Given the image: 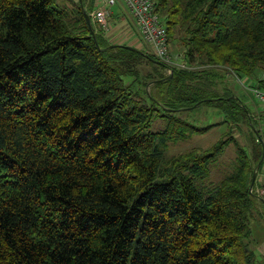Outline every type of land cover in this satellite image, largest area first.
<instances>
[{
    "label": "trees",
    "instance_id": "trees-1",
    "mask_svg": "<svg viewBox=\"0 0 264 264\" xmlns=\"http://www.w3.org/2000/svg\"><path fill=\"white\" fill-rule=\"evenodd\" d=\"M155 3L185 68L93 24L96 42L80 0H0V264H264L250 193L263 146L256 159L237 144L218 180L232 142L168 155L246 119L222 71L264 86V0ZM201 106L224 120L183 118Z\"/></svg>",
    "mask_w": 264,
    "mask_h": 264
},
{
    "label": "rangeland",
    "instance_id": "rangeland-1",
    "mask_svg": "<svg viewBox=\"0 0 264 264\" xmlns=\"http://www.w3.org/2000/svg\"><path fill=\"white\" fill-rule=\"evenodd\" d=\"M71 0H68V2ZM119 7L122 11H126L122 5H117L112 9V16L114 18L118 17ZM126 20H119L116 19L114 22L116 26L114 28L119 29L120 31L124 30V34H120L117 32L110 31L109 34L105 33L103 29L99 26L95 27L99 30H102L105 34L106 38L110 43L116 44H125L129 46L137 47L143 51L150 53V48L145 40L140 35L138 29L134 21L130 19L129 16L124 15ZM113 28V29H114ZM122 28V29H120ZM173 45V43L171 42ZM178 46V45H177ZM177 46L174 47V52L176 50L177 53L181 52V49ZM173 56V50H171ZM174 57V56H173ZM173 67V66H172ZM175 67V66H174ZM141 71L144 72H151V68L144 66L140 67ZM162 73L165 75H169V70H161ZM224 74V82L223 86L231 92L232 96L235 97L234 99L240 106L246 111V119L239 122H229L228 123H221L218 126H214L213 128L209 129L207 132L202 134H194L189 139L180 141L175 145L170 147L168 151L169 156H176L181 153H187L194 149L196 150H205L209 149L215 142L221 140H228L232 142L231 144L227 145V148L224 150V153L220 156L218 161V166L214 170L215 180L221 179L222 176L229 172L228 169L231 168L232 163L236 160L237 157V144H240L245 151L253 157L257 159V153L259 152L257 145L255 144V136L253 131L251 130V124L255 122L253 116H255L259 109L258 103L253 98L252 93L247 89L250 87L249 85H255V80L252 77H244L241 76L237 77L231 72L228 74L224 70L222 71ZM254 82V83H251ZM218 91L222 93V87L220 86ZM224 114L218 108L212 106H201L194 108L192 110H188L184 113L183 118L185 117L189 120L190 123L198 126V127H206L208 125H213L215 123L221 122L224 120ZM160 122L155 124V128L157 130L161 129L162 126L159 125ZM230 127V130H229ZM229 166V167H228ZM261 166L260 170L264 171V156L261 157V160L257 164V167ZM257 169V168H256ZM257 180V179H256ZM253 249L261 256V260L264 263V214L261 212L256 215V221L254 222L253 226ZM255 243V244H254Z\"/></svg>",
    "mask_w": 264,
    "mask_h": 264
},
{
    "label": "built area",
    "instance_id": "built-area-1",
    "mask_svg": "<svg viewBox=\"0 0 264 264\" xmlns=\"http://www.w3.org/2000/svg\"><path fill=\"white\" fill-rule=\"evenodd\" d=\"M122 5L133 19L140 35L149 45L151 53L169 67L185 68V64H176L171 52V44L167 27L162 16L156 10L155 0H94L93 11L89 14L94 25L108 33L112 30L110 19L112 9ZM171 73V71L169 70ZM234 74V73H232ZM235 75V74H234ZM237 76V75H235ZM251 83H254L251 81ZM247 89L258 103V113L251 118L255 120L251 125L256 142L264 146V86L249 85ZM259 166L255 170L256 183L250 193L260 201H264V171Z\"/></svg>",
    "mask_w": 264,
    "mask_h": 264
},
{
    "label": "crops",
    "instance_id": "crops-1",
    "mask_svg": "<svg viewBox=\"0 0 264 264\" xmlns=\"http://www.w3.org/2000/svg\"><path fill=\"white\" fill-rule=\"evenodd\" d=\"M124 8V7H123ZM125 9V8H124ZM124 15H127V16H129L128 15V13L126 12V11H122V9L119 7V13H118V17L117 18H112L110 21L112 22V24L113 25H115L114 27H119V26H116V23L114 22L116 19H119V20H126V18L124 17ZM130 17V16H129ZM130 19L132 20V22H133V19L130 17ZM127 21V20H126ZM114 27H112V30H113V32L115 31V32H117V33H120V34H124V30H126V29H122V28H120V29H122L123 31H120L119 29H117V28H114ZM114 28V29H113ZM112 30H111V32H112ZM149 46V45H148ZM178 47V46H177ZM150 48V47H149ZM150 50V49H149ZM171 50H173V56H174V59H175V62H176V64H183L184 62H183V58H182V54H181V52H179V53H177L176 52V50H175V52H174V44L172 45L171 44ZM150 52H151V50H150Z\"/></svg>",
    "mask_w": 264,
    "mask_h": 264
},
{
    "label": "water",
    "instance_id": "water-1",
    "mask_svg": "<svg viewBox=\"0 0 264 264\" xmlns=\"http://www.w3.org/2000/svg\"><path fill=\"white\" fill-rule=\"evenodd\" d=\"M80 2H81L82 9H83V11H84V17H85V19H86V22H87L89 28H90L91 31H92V35H93V37L95 38V41L97 42V40H96V39H97V38H96L97 36H96V32H95V28H94V25H93L92 19H91L90 15H89V14L86 12V10L84 9L83 3H82L83 1L80 0ZM156 62L165 65V64L162 63L161 61H156ZM161 82H163V80L157 81V82H155V83H161ZM232 98H235V97H232ZM263 156H264V153H263ZM262 158H263V157H262ZM255 182H256V173H254V175H253V177H252V181H251V184H250V189L253 188V186L255 185ZM262 202H263V204H264V201H262Z\"/></svg>",
    "mask_w": 264,
    "mask_h": 264
},
{
    "label": "bare ground",
    "instance_id": "bare-ground-1",
    "mask_svg": "<svg viewBox=\"0 0 264 264\" xmlns=\"http://www.w3.org/2000/svg\"><path fill=\"white\" fill-rule=\"evenodd\" d=\"M263 148H264V146H263ZM256 183V182H255Z\"/></svg>",
    "mask_w": 264,
    "mask_h": 264
}]
</instances>
